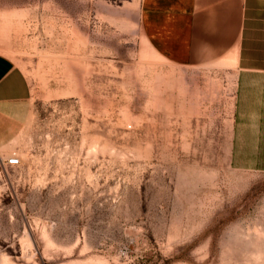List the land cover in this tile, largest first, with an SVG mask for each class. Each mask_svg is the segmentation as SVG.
I'll return each mask as SVG.
<instances>
[{
	"label": "rangeland",
	"instance_id": "374dc122",
	"mask_svg": "<svg viewBox=\"0 0 264 264\" xmlns=\"http://www.w3.org/2000/svg\"><path fill=\"white\" fill-rule=\"evenodd\" d=\"M142 1L0 0L32 92L0 143V264H264V172L230 163L234 73L161 56Z\"/></svg>",
	"mask_w": 264,
	"mask_h": 264
},
{
	"label": "crops",
	"instance_id": "0c3cea01",
	"mask_svg": "<svg viewBox=\"0 0 264 264\" xmlns=\"http://www.w3.org/2000/svg\"><path fill=\"white\" fill-rule=\"evenodd\" d=\"M141 28L151 47L178 65L222 61L235 76L230 163L264 172V0H143ZM23 71L0 54V143L28 117Z\"/></svg>",
	"mask_w": 264,
	"mask_h": 264
},
{
	"label": "built area",
	"instance_id": "2783aa9c",
	"mask_svg": "<svg viewBox=\"0 0 264 264\" xmlns=\"http://www.w3.org/2000/svg\"><path fill=\"white\" fill-rule=\"evenodd\" d=\"M20 164V158L16 153H14L12 156H10L7 159V165L9 166H18Z\"/></svg>",
	"mask_w": 264,
	"mask_h": 264
}]
</instances>
